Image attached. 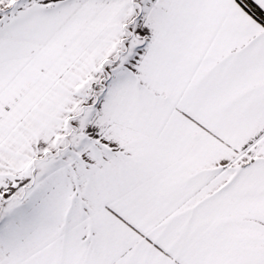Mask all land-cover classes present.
Returning a JSON list of instances; mask_svg holds the SVG:
<instances>
[{
	"label": "snow or ice",
	"instance_id": "1",
	"mask_svg": "<svg viewBox=\"0 0 264 264\" xmlns=\"http://www.w3.org/2000/svg\"><path fill=\"white\" fill-rule=\"evenodd\" d=\"M0 264H264V0H0Z\"/></svg>",
	"mask_w": 264,
	"mask_h": 264
}]
</instances>
